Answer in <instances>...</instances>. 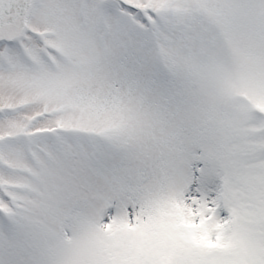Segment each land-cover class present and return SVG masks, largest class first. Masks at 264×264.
I'll use <instances>...</instances> for the list:
<instances>
[{
    "label": "snow or ice",
    "instance_id": "obj_1",
    "mask_svg": "<svg viewBox=\"0 0 264 264\" xmlns=\"http://www.w3.org/2000/svg\"><path fill=\"white\" fill-rule=\"evenodd\" d=\"M0 264H264V0H0Z\"/></svg>",
    "mask_w": 264,
    "mask_h": 264
}]
</instances>
